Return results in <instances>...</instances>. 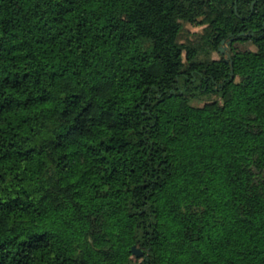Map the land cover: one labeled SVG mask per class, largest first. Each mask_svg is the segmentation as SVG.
<instances>
[{
    "label": "trees",
    "instance_id": "1",
    "mask_svg": "<svg viewBox=\"0 0 264 264\" xmlns=\"http://www.w3.org/2000/svg\"><path fill=\"white\" fill-rule=\"evenodd\" d=\"M133 245L264 264V0H0V264Z\"/></svg>",
    "mask_w": 264,
    "mask_h": 264
},
{
    "label": "rangeland",
    "instance_id": "2",
    "mask_svg": "<svg viewBox=\"0 0 264 264\" xmlns=\"http://www.w3.org/2000/svg\"><path fill=\"white\" fill-rule=\"evenodd\" d=\"M79 2L84 5L85 7L88 8H93L95 6V0H79ZM203 28L204 26L201 25H197V24H185L181 33H180V41L182 43H190L192 41H194L196 34H201L203 33ZM223 50V55L225 58H227V47L226 45H221L220 46ZM233 48H235V50H243V49H255L254 45L250 42H239L234 44ZM220 55L218 53H213L212 54V58H219ZM217 98L216 95L214 94H208L203 96L201 99L199 100H193V105L196 106H200L205 102H209L212 100H215ZM132 259V263H137V262H141L142 259H136L134 256H131Z\"/></svg>",
    "mask_w": 264,
    "mask_h": 264
},
{
    "label": "water",
    "instance_id": "3",
    "mask_svg": "<svg viewBox=\"0 0 264 264\" xmlns=\"http://www.w3.org/2000/svg\"><path fill=\"white\" fill-rule=\"evenodd\" d=\"M236 2V0H235ZM234 9L236 10V7H234ZM231 42V41H230ZM224 41H221V44H223ZM220 51L222 52V48H220ZM231 76H232V71L230 72ZM130 252L132 254V256H134L136 259H142L144 256V252L141 251L139 248H137L136 246H131ZM141 262H137V263H131V264H140Z\"/></svg>",
    "mask_w": 264,
    "mask_h": 264
},
{
    "label": "flooded vegetation",
    "instance_id": "4",
    "mask_svg": "<svg viewBox=\"0 0 264 264\" xmlns=\"http://www.w3.org/2000/svg\"><path fill=\"white\" fill-rule=\"evenodd\" d=\"M223 45V44H222ZM221 48V47H220ZM222 52H223V50H222Z\"/></svg>",
    "mask_w": 264,
    "mask_h": 264
}]
</instances>
